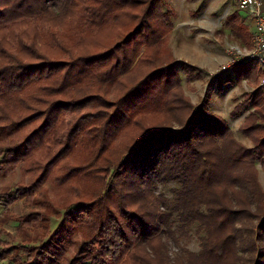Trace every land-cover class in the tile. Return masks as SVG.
<instances>
[{
  "label": "trees",
  "instance_id": "16d2710c",
  "mask_svg": "<svg viewBox=\"0 0 264 264\" xmlns=\"http://www.w3.org/2000/svg\"><path fill=\"white\" fill-rule=\"evenodd\" d=\"M227 24L249 39L236 11ZM172 28L162 0H0V171L20 165V184L35 174L0 200L26 197L61 160L57 183L74 188L28 215L46 229L43 214L63 209L29 264H264L262 90L233 108L254 109L246 147L185 93ZM252 64L239 79L260 74ZM168 182L171 196L156 191ZM192 229L196 251L181 243Z\"/></svg>",
  "mask_w": 264,
  "mask_h": 264
},
{
  "label": "rangeland",
  "instance_id": "374dc122",
  "mask_svg": "<svg viewBox=\"0 0 264 264\" xmlns=\"http://www.w3.org/2000/svg\"><path fill=\"white\" fill-rule=\"evenodd\" d=\"M162 3L164 9L170 12L173 24V28L164 38V43L171 48L176 58L185 93L196 106L203 103L208 111L222 117L239 142L246 147H253L251 137L241 130L245 117L249 113H254L253 107L246 104V107L237 113H234L233 108L244 99L245 95L254 94L257 87L261 88L264 97V88L259 84L261 69L260 74L247 83L237 85L231 82L226 88L221 86L220 91L224 89L222 93L216 92V85L212 83L213 78L205 86L196 84L200 81L207 82V77L212 71L219 73L222 70L220 66L226 63L233 48L250 46V42L237 40L227 24V16L231 12L236 11L240 16H245V13L237 10L234 0H162ZM246 20L247 17L242 19L243 23L249 26ZM252 63H243L244 65L241 64L237 68L239 69L242 65L251 67L254 65ZM184 64L192 66V72L182 69ZM257 68L260 67L257 65ZM235 72H231L234 79L236 78ZM190 73L194 77L192 81L188 80ZM218 108L221 114L214 112ZM70 119L68 117L67 121L69 122ZM7 145L8 140L0 136V151ZM62 163L61 160L51 167L49 175L41 186L34 188L32 192L27 191L29 199L26 198L27 196L14 197L15 200L10 205H4L5 201L0 200V264H29L31 260L27 257V251L36 247L39 252L41 244L51 237L63 214V209L58 205L54 207L51 214H43L49 218L46 229L42 227L44 223L37 221V224H25V221L33 212L44 211L40 206L42 201L54 200L55 204L59 203L61 195L72 194L74 188L70 187L69 183L64 186L57 183V175H59ZM256 168L258 181L264 190V170L258 161ZM34 179L35 174L29 173L25 175L20 184L21 170L20 165H17L0 171V188H7L14 194L17 186L30 189ZM74 186L78 191L83 189L80 183L75 182ZM173 186H175L173 182L157 183L156 191L171 196ZM71 211H76V207H72ZM181 243H184L190 250H198V239L193 229L190 237L182 238ZM66 252V256L71 258L73 251L70 246H66Z\"/></svg>",
  "mask_w": 264,
  "mask_h": 264
},
{
  "label": "built area",
  "instance_id": "2783aa9c",
  "mask_svg": "<svg viewBox=\"0 0 264 264\" xmlns=\"http://www.w3.org/2000/svg\"><path fill=\"white\" fill-rule=\"evenodd\" d=\"M238 11H243L248 15L253 24V33L249 47H238L232 49L225 64L220 69L235 70L237 66L256 62L260 67L262 74L259 78V84L264 88V12L261 0H234Z\"/></svg>",
  "mask_w": 264,
  "mask_h": 264
},
{
  "label": "crops",
  "instance_id": "0c3cea01",
  "mask_svg": "<svg viewBox=\"0 0 264 264\" xmlns=\"http://www.w3.org/2000/svg\"><path fill=\"white\" fill-rule=\"evenodd\" d=\"M261 2H262V8H263V12H264V0H261ZM232 13V12H231ZM240 17H242V19H244V17L246 18L247 17V20H246V22H248L249 23V34H250V36H249V39L246 41V43L247 42H250L251 43V36H252V33H253V24H252V21H251V19L248 17V15L245 13V16H240ZM244 65V64H243ZM241 66V68L242 69H244L243 67L244 66ZM247 66V65H246ZM248 68V67H247ZM219 69V68H218ZM217 70V69H216ZM220 70V69H219ZM223 70H221L219 73H215L214 71H212L211 73H210V76L209 77H207V82H202V81H200V82H196V84H197V86H202V85H206V83H208L210 80H211V78H213V80H212V83H214L215 85H216V92L218 93V92H220V93H222L223 91H224V89L223 90H221L220 91V89H221V86L223 87V88H226V86L227 85H230V83L231 82H234L235 84H237L238 85V83H243V82H245V83H247V81H250V79H247V78H245V77H243L242 79H239L238 78V71H239V69L237 68L236 69V72H235V70L233 71V70H230V69H228V70H225L224 72H222ZM229 71H231L232 73L233 72H235V75H236V78L234 79L233 77L234 76H232V73L231 72H229ZM212 76V77H211ZM218 76V77H217ZM193 80V79H192ZM191 80V81H192ZM203 86V87H204ZM255 89V88H254ZM216 100H217V97H216ZM246 107V105L244 106V108ZM214 112H216V113H218V114H221L222 112H220L219 111V108L218 109H216V111H214Z\"/></svg>",
  "mask_w": 264,
  "mask_h": 264
}]
</instances>
